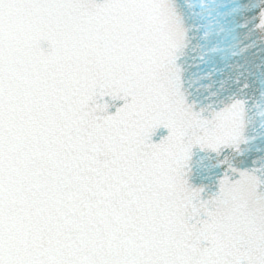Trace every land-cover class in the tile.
<instances>
[{
    "label": "snow or ice",
    "instance_id": "obj_1",
    "mask_svg": "<svg viewBox=\"0 0 264 264\" xmlns=\"http://www.w3.org/2000/svg\"><path fill=\"white\" fill-rule=\"evenodd\" d=\"M0 264H264V0H0Z\"/></svg>",
    "mask_w": 264,
    "mask_h": 264
}]
</instances>
